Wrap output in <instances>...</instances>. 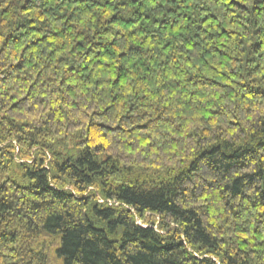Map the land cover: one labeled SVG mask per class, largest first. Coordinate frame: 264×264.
<instances>
[{"label": "clouds", "instance_id": "1", "mask_svg": "<svg viewBox=\"0 0 264 264\" xmlns=\"http://www.w3.org/2000/svg\"><path fill=\"white\" fill-rule=\"evenodd\" d=\"M0 264H264V0H0Z\"/></svg>", "mask_w": 264, "mask_h": 264}]
</instances>
